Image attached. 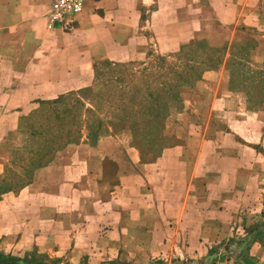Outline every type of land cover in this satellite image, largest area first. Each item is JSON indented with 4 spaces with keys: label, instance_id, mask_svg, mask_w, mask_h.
<instances>
[{
    "label": "rangeland",
    "instance_id": "rangeland-1",
    "mask_svg": "<svg viewBox=\"0 0 264 264\" xmlns=\"http://www.w3.org/2000/svg\"><path fill=\"white\" fill-rule=\"evenodd\" d=\"M27 1L33 8L30 13L22 10H16L19 12L15 13L14 9L12 13H7V9H4L6 7L0 9V57L3 53L11 54L7 47L4 49L5 41L22 42L37 35L56 43L60 49L69 47L70 44L63 36L75 31L72 27L76 26L77 20L51 30L48 28L50 0ZM227 1L213 0L217 8L215 12L210 9L206 0L202 1L201 7L188 4L187 7L180 8L173 5L171 12L167 14L157 12L158 9L154 10V6L137 7L134 15L138 24L132 36L133 42L123 44L122 49L114 51L124 54L131 51L139 59H104L93 62L89 67L82 66V69L91 70L86 83L78 78L74 82L75 87L65 91L59 98L43 99L45 105H50L48 109L38 107L24 110V118L18 124L16 132L20 139L8 166L10 174L18 175L25 170L26 178H29L35 169L50 161L58 149L69 144L101 145L104 142L101 147L111 152L113 159L121 155L124 165L137 166L143 175H138L136 181H129L124 188V195H121L123 198L150 196L179 200L183 198L185 191L181 193L176 190L185 187L194 176V171H197L195 176L200 182L202 179H209L220 184L219 175L204 172L201 166L211 168L213 165L223 164L232 167L247 165L246 161L239 163L236 160L235 141L244 136L256 138L260 156L255 164L253 162L251 171L238 177L242 185L247 186L249 182L254 185L234 190L226 188L229 191L227 196L247 197V205L242 208L245 209V214L242 212L234 220L233 232L210 241L209 249L203 255L179 253L180 257H174L173 262L264 264V136L260 130L264 128V117H255L249 113V109L255 111L262 107L264 93L261 98L254 92L247 93L251 105L248 109L243 95L237 98L239 103L236 108L229 101V109H225L230 112L229 116L222 110H211L210 114L209 109L196 107L197 97L194 91L187 92L200 83L207 71L224 67L232 71L231 89L235 92L250 88L247 82L249 77L245 78V75L264 76V64L260 61L263 46L259 43L264 24L260 23L256 8L259 3L251 2L249 12V23L258 25L257 27L230 30L226 24H230L232 20L239 21L241 16L239 9H227ZM5 2L13 6L23 5L22 0H0V5ZM135 4L137 3L133 6ZM7 16H12L11 21L8 22ZM72 47L75 49L76 45L73 44ZM50 50H55V45L45 46L37 63L38 68L46 70L53 67ZM19 52L20 50H14L13 56L7 55V61L12 62V69L22 68V58L25 57L17 55ZM0 80L2 85H9L12 81L11 78ZM186 101L191 102L193 107L185 108ZM229 119L230 122L227 123ZM199 120H207L208 123L199 124ZM212 120L214 122L209 123ZM225 129L233 138L229 140V144L222 141ZM249 130H252L250 136ZM202 131L207 144L204 146L205 154L198 159L201 141L196 135ZM41 137L45 140L34 141ZM214 152L221 154V159L213 158ZM85 156L87 153L81 151L77 161L82 163ZM225 175L229 176V180L233 178L229 173ZM131 187L134 190H130ZM152 188L155 191H151ZM222 189L209 190L210 195L215 196ZM202 191L201 188H195L194 196L202 194ZM124 207L130 210L129 205ZM126 213L123 220V227L126 229L123 244L126 246L125 250L132 251L126 254L122 251L89 253L81 264H162L170 261L161 256L152 257L151 238L133 236L137 222L128 215L131 211ZM91 224L95 230L100 222L92 221ZM75 239L82 240V237ZM93 239L92 237V241ZM164 239L175 247L179 242L191 247L184 237L178 238V241L174 237ZM96 241L97 238L95 243ZM45 242L44 245L48 246L47 244L53 243V238H45ZM161 242L162 239H157L156 245ZM0 264L69 263H64L59 255L38 252L33 248L26 252H0Z\"/></svg>",
    "mask_w": 264,
    "mask_h": 264
},
{
    "label": "crops",
    "instance_id": "crops-1",
    "mask_svg": "<svg viewBox=\"0 0 264 264\" xmlns=\"http://www.w3.org/2000/svg\"><path fill=\"white\" fill-rule=\"evenodd\" d=\"M202 1L87 0L84 10L71 19V22L77 20L76 26L72 27L75 31L63 36L70 44L69 47L60 49L56 43L42 39L38 35L22 42L20 40L4 42V49L7 47L11 54L3 53L0 57V78H11L12 81L9 85H2L0 80V252H26L36 248L38 252L59 255L64 263L69 264H81L85 255L89 253L122 251L126 254L132 251L125 250L126 246L123 244L126 230L123 227V220L129 211L131 214L128 215L137 222L135 233L132 235L151 238L152 257L170 259L169 262L165 261L162 264H181L182 262H173L174 257H180L179 253L203 255V252L209 249L210 241L233 232V222L245 212L242 208L247 205V197L227 196L228 189L250 188L254 185L249 182L244 186L238 181V177L251 171L253 162L255 164L257 157L260 156L256 138L244 136L235 141L236 160L239 163L246 161L247 165L232 167L223 164L213 165L211 168L201 166L204 172L219 175L220 184H215L209 179H202L200 182L195 176L197 171H194V176L185 187L176 190L181 193L185 191V195L179 200L172 197L156 199L150 196L123 198L121 195H124L125 186L131 179L136 181L141 171L135 165H124L121 155L113 159L111 152L101 147L104 142L101 145L69 144L58 149L50 161L35 169L29 178H26L25 170L20 172L21 175H12L8 169L15 154L13 151L20 139L16 132L18 124L24 118V110L38 107L48 109L50 105H45L43 99L59 98L65 91L68 92L75 87L74 82L78 78L86 83L91 76V70L82 69V66L89 67L93 62L104 59H139L131 51H127L126 54L115 52L122 49L123 44L133 42L132 36L138 24V19L134 15L137 7L154 6V10L158 9L157 12L167 14L171 12L173 5L180 8H185L188 4L201 7ZM206 1L215 12L217 8L213 0ZM22 2L23 5L18 6L5 2L0 5V9L6 7L4 9H7V13L8 11L12 13L13 9L15 13L19 12L16 10L27 13L33 11L27 0ZM251 2L259 3L256 8L260 15V23L264 24V0H228L227 9H237L236 11L239 9L241 19L232 20L230 24H226L227 28L249 30L258 26L249 23ZM134 3L137 4L133 6ZM7 19L8 22L11 21L12 16H7ZM261 36L262 40L259 43L263 47L260 61L264 64V32H261ZM73 44L76 45L75 49L72 47ZM52 45H55V50H50L49 56L53 67L46 70L38 68L37 63L45 46ZM14 50H20L17 55L25 57L21 59L22 68L18 70L12 69V62L6 59L7 55H14L12 54ZM232 76L231 69L227 67L207 71L200 83L187 92L194 91L197 97L195 106L209 109L210 114L211 110L212 112L222 110L230 116V112L225 111L229 109V101H232L236 108L239 103L237 98L242 95L246 97V108H251L246 95L254 92L261 98L264 93V76L245 75V78L249 77L247 82L250 88L243 92L231 89ZM261 105L258 110L249 109V113L255 117H264V100ZM191 107H193L191 102L186 101L185 108ZM35 116L36 114H34L36 119ZM213 120L209 123L212 124L215 121ZM197 122L208 123L207 120ZM229 122L230 119L227 120V123ZM260 130L264 136V128ZM251 133L252 130H249L248 135ZM196 136L201 141L198 153V159H201L205 154L207 138L203 131ZM42 139L45 140L41 137L34 141ZM231 139L233 140L231 134L225 129L223 143L229 144ZM81 151L87 153L82 163L77 161ZM220 156L221 154L213 153V158ZM228 173L233 177L231 180L225 175ZM195 188H201L202 194L194 196ZM216 188L223 189L215 196L210 195L209 190ZM130 190L134 188L131 187ZM153 190L155 191L154 188L151 191ZM231 193L234 194V191ZM125 205H129V211ZM75 221L82 223L75 224ZM92 221L100 222L95 230ZM75 237H82V240ZM171 237L177 241L178 238L184 237L191 247L184 246L183 243L181 245L180 242L177 247L170 245L169 241L166 243L164 238ZM45 238H53V243L45 246ZM157 239H162L159 245H156Z\"/></svg>",
    "mask_w": 264,
    "mask_h": 264
},
{
    "label": "built area",
    "instance_id": "built-area-1",
    "mask_svg": "<svg viewBox=\"0 0 264 264\" xmlns=\"http://www.w3.org/2000/svg\"><path fill=\"white\" fill-rule=\"evenodd\" d=\"M86 2L87 0H50L48 28L55 30L70 23L74 15L84 10Z\"/></svg>",
    "mask_w": 264,
    "mask_h": 264
}]
</instances>
